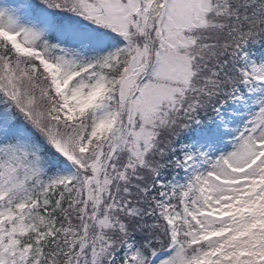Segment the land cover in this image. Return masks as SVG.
Returning <instances> with one entry per match:
<instances>
[{
	"label": "snow or ice",
	"instance_id": "obj_1",
	"mask_svg": "<svg viewBox=\"0 0 264 264\" xmlns=\"http://www.w3.org/2000/svg\"><path fill=\"white\" fill-rule=\"evenodd\" d=\"M0 264H264V0H0Z\"/></svg>",
	"mask_w": 264,
	"mask_h": 264
}]
</instances>
